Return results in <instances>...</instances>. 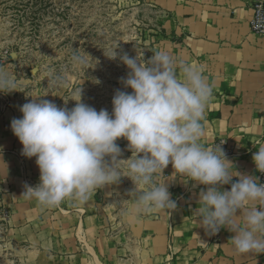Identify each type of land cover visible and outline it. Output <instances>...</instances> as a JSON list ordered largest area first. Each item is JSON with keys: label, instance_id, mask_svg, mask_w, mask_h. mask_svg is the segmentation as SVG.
I'll use <instances>...</instances> for the list:
<instances>
[{"label": "crops", "instance_id": "obj_1", "mask_svg": "<svg viewBox=\"0 0 264 264\" xmlns=\"http://www.w3.org/2000/svg\"><path fill=\"white\" fill-rule=\"evenodd\" d=\"M255 1L264 2L157 0V4L172 16L168 43L175 49L170 53L203 66L215 85L202 143L214 148L219 138H227L233 147V154L226 157L233 174L258 177L252 156L264 144V35L251 28ZM11 121L3 113L0 183L7 186L4 199L12 203L14 219L21 218L17 231L27 242L17 246V253L25 264H264V253L238 254L231 242L235 233L227 227L213 237L200 225L195 211L205 186L174 176L171 164L157 179L168 183L175 209L134 214V192L123 191L124 184L117 183L104 187L99 196L92 193L85 203L66 200L41 208L23 196L28 184L23 179V145ZM238 179L234 176L233 182ZM223 187L230 190L231 185ZM237 220L243 223L242 213Z\"/></svg>", "mask_w": 264, "mask_h": 264}, {"label": "clouds", "instance_id": "obj_2", "mask_svg": "<svg viewBox=\"0 0 264 264\" xmlns=\"http://www.w3.org/2000/svg\"><path fill=\"white\" fill-rule=\"evenodd\" d=\"M116 47L106 54L109 58L118 56ZM119 59L130 70L121 82L132 91H115L111 113L83 103L81 88L71 96L77 103L70 110L39 99L43 95L20 107L23 115L12 119L11 129L23 145L21 154L35 157L40 170V182L25 184L23 196L49 208L66 200L85 203L94 191L127 176L136 186L134 214L175 209L168 183L157 179L171 164L174 176L205 186L195 212L207 232L227 227L235 233L231 242L238 254L264 253V183L253 175L233 174L220 145L202 143L215 86L203 66L186 63L166 49L147 60L140 52H125ZM71 64L88 69V56L74 53ZM46 77L58 86L66 84L64 75ZM13 90L14 77L0 68V92ZM120 138L128 141V159L121 158ZM252 159L264 173V144ZM234 176L239 177L235 182ZM224 185H231L230 190ZM250 203L258 206L247 207ZM241 213L242 224L237 220Z\"/></svg>", "mask_w": 264, "mask_h": 264}, {"label": "rangeland", "instance_id": "obj_3", "mask_svg": "<svg viewBox=\"0 0 264 264\" xmlns=\"http://www.w3.org/2000/svg\"><path fill=\"white\" fill-rule=\"evenodd\" d=\"M171 17L157 0H0V68L17 85V90L0 92V119L3 113L10 120L21 118L20 107L32 96L43 95L39 99L70 110L77 103L71 96L80 88L83 103L111 113L115 91H132L121 82L130 70L119 56L140 52L147 60L155 51H174L168 43ZM114 47L118 56L112 59L106 54ZM74 53L88 56V69L72 66ZM49 73L64 75L66 84L58 86L46 77ZM117 143L121 158H130L128 141L120 138ZM22 165L27 185L36 186V158L23 156ZM117 184H124L123 191H135L127 176ZM103 188L93 193L99 196ZM7 191L0 183V264H25L17 246L27 241L17 231L21 218L14 219L15 209L4 199Z\"/></svg>", "mask_w": 264, "mask_h": 264}, {"label": "built area", "instance_id": "obj_4", "mask_svg": "<svg viewBox=\"0 0 264 264\" xmlns=\"http://www.w3.org/2000/svg\"><path fill=\"white\" fill-rule=\"evenodd\" d=\"M252 11L253 16L251 20V28L253 32L256 34L264 35V2L261 1H255L252 4ZM220 145V147L223 149L225 156H230L233 154V147L229 144V141L227 138H219L215 146ZM258 179L260 183H264V173H260L258 171ZM218 234H211L213 237H215Z\"/></svg>", "mask_w": 264, "mask_h": 264}]
</instances>
